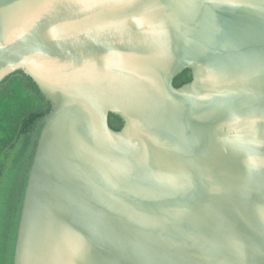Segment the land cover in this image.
Masks as SVG:
<instances>
[{"label":"water","instance_id":"water-1","mask_svg":"<svg viewBox=\"0 0 264 264\" xmlns=\"http://www.w3.org/2000/svg\"><path fill=\"white\" fill-rule=\"evenodd\" d=\"M17 70L51 109L14 264H264V0H0Z\"/></svg>","mask_w":264,"mask_h":264},{"label":"trees","instance_id":"trees-1","mask_svg":"<svg viewBox=\"0 0 264 264\" xmlns=\"http://www.w3.org/2000/svg\"><path fill=\"white\" fill-rule=\"evenodd\" d=\"M184 70L175 86L189 82ZM50 100L31 76L17 70L0 81V264H14L19 223L29 172ZM112 128L120 130L121 117L111 113Z\"/></svg>","mask_w":264,"mask_h":264}]
</instances>
